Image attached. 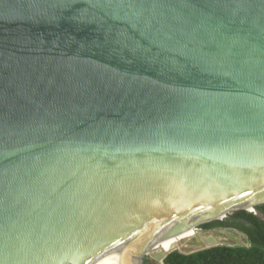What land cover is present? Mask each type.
Masks as SVG:
<instances>
[{"label": "water", "instance_id": "95a60500", "mask_svg": "<svg viewBox=\"0 0 264 264\" xmlns=\"http://www.w3.org/2000/svg\"><path fill=\"white\" fill-rule=\"evenodd\" d=\"M262 204L264 0H0V264H145Z\"/></svg>", "mask_w": 264, "mask_h": 264}, {"label": "trees", "instance_id": "16d2710c", "mask_svg": "<svg viewBox=\"0 0 264 264\" xmlns=\"http://www.w3.org/2000/svg\"><path fill=\"white\" fill-rule=\"evenodd\" d=\"M258 214L239 210L223 220L202 225L206 230L216 228L237 229L247 235L249 245L223 244L186 254L171 252L167 264H264V204L258 206ZM145 264H148L146 261Z\"/></svg>", "mask_w": 264, "mask_h": 264}, {"label": "rangeland", "instance_id": "374dc122", "mask_svg": "<svg viewBox=\"0 0 264 264\" xmlns=\"http://www.w3.org/2000/svg\"><path fill=\"white\" fill-rule=\"evenodd\" d=\"M250 209H252V208H250ZM194 236H198L202 239H204L203 236H206V237L214 236L216 242L220 243V244H244V243H247V241H248L247 235L240 233L236 230H229L228 232L224 231L223 228L206 230L202 227V225H200L197 229H195L191 233H188V234L182 236L181 238L178 237L179 243H180L179 247L187 246L188 242ZM165 242L166 241H164V239H162L156 244V248H155L154 252L160 251L159 255H157V258L159 260H157L155 257H153V255H152L153 253H150L149 257L146 259L148 264H163L161 261L163 259L162 254H166L168 249H171V248H168V246L166 244L167 242L166 243ZM146 261H145V263H146Z\"/></svg>", "mask_w": 264, "mask_h": 264}, {"label": "bare ground", "instance_id": "6f19581e", "mask_svg": "<svg viewBox=\"0 0 264 264\" xmlns=\"http://www.w3.org/2000/svg\"><path fill=\"white\" fill-rule=\"evenodd\" d=\"M196 228V226H192V227H186V228H183L181 231H179L178 233L172 235V236H169L167 238H163L164 241H166L165 243L167 244L168 248H171V249H168L167 253L166 254H169V252L177 249V248H183V249H186V250H191V249H196V248H199V247H202L204 245H209L211 243H214L216 242L214 236H203L204 239L198 237V236H194L189 242H188V245L187 246H183V247H179L180 246V243H179V238H181L182 236L188 234V233H191L192 231H194ZM179 237V238H178ZM220 238V237H219ZM201 240V241H200ZM156 248V246H155ZM155 250V249H154ZM154 250L151 252L153 253V257H155L157 260H159L157 258V255H159V252L158 251H155ZM166 254H162V258L166 255ZM113 258L114 256L112 257H109L108 259L104 260L103 263L104 264H110V263H113ZM162 261V260H161Z\"/></svg>", "mask_w": 264, "mask_h": 264}]
</instances>
